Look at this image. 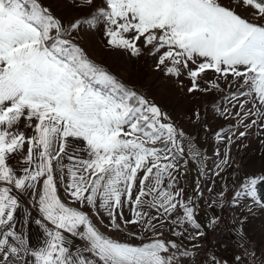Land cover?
Instances as JSON below:
<instances>
[{
    "label": "snow or ice",
    "instance_id": "obj_1",
    "mask_svg": "<svg viewBox=\"0 0 264 264\" xmlns=\"http://www.w3.org/2000/svg\"><path fill=\"white\" fill-rule=\"evenodd\" d=\"M73 2L90 6L93 0ZM241 3L254 9L255 22L237 13L235 6ZM99 20L104 21L110 48L138 56L142 40L144 46H151L152 54L159 53L157 67L164 65L167 73L175 75L181 68L186 70L192 82L189 92L201 90L199 78L207 70L242 81L239 88L246 90L239 95L248 98L244 103L250 99L254 106L260 105L256 113L250 109L245 115L264 117V0H232V6L221 0H104V6L88 18L67 25L40 0H0V182L23 190L35 188L43 178L38 197L43 220L35 223L44 229L47 239L31 253L35 264H179L177 253L184 257L196 253L180 251L181 245L171 240L157 238L134 245L113 239L86 212L69 206L57 194V184L65 180L60 160L67 155L68 138H82L88 158L68 155L74 163L67 168L64 191L72 203L96 208L99 200L109 227L116 231H123L122 225L143 223L155 231L152 221L156 217L145 221L148 214L138 210L144 205L162 209L165 217L180 208L182 215L177 213L172 223L182 230L173 234L183 235L186 225H191L196 231L189 235L190 240L204 235L191 200L185 203L182 199L183 189L173 191V183L164 186L165 175L172 177L169 170L175 165L163 161L169 160L174 149L183 151L177 139L182 133L162 122L164 114L157 106L126 88L68 38L83 24L95 27ZM212 87L219 85L213 82ZM232 98L238 100L235 93ZM22 118L29 126L33 118L37 121L33 136L16 130ZM157 142L163 146L156 147ZM25 145L27 166L18 176L8 161ZM262 184L264 173L251 174L235 197L251 198V205L245 207L264 208V196L258 192ZM11 191V187H0V226L8 228L0 232V264H11V256L27 251L10 224L18 207ZM146 196L151 199L145 200ZM125 203L132 205L131 219L124 218ZM45 221L54 227L49 228ZM61 230L85 240L83 251L97 259L80 250L73 253ZM10 237L19 246L11 244ZM209 264L219 262L212 258Z\"/></svg>",
    "mask_w": 264,
    "mask_h": 264
},
{
    "label": "rangeland",
    "instance_id": "obj_2",
    "mask_svg": "<svg viewBox=\"0 0 264 264\" xmlns=\"http://www.w3.org/2000/svg\"><path fill=\"white\" fill-rule=\"evenodd\" d=\"M40 2L43 6L48 7L54 15L61 18L65 25L77 18H88L96 8L104 6V0H93L90 6H80L73 0H40ZM221 3L232 6V0H221ZM235 10L242 17L255 22L256 18L253 15L252 7H245L241 3L235 6ZM103 24V20H99L95 27L83 24L68 38L83 48L93 62L104 67L126 88L136 92L137 95H142L151 104L157 106L164 114L162 122L171 123L178 133H182V135H178L177 139L183 151L174 149L169 160L163 162L173 163L178 170L173 169L176 178H178L175 187L183 189L182 199L185 203L189 199L191 200L190 195L194 198L197 206L195 217L199 216L207 225V220H211L213 217L207 218L202 210L210 206L220 210L226 206L230 209V231L231 229L240 231L238 227L245 231V226L238 223V214L240 216L245 213L243 217L247 218L246 225L250 224L252 218L264 214V208L259 206L245 207L246 204L251 205V198L235 197L237 190H242L241 185L247 176L264 173V154L261 151L264 144V117L256 114L245 115L250 109L252 113H256V109L260 107L258 102L255 106L250 99L244 103L248 98L239 95L240 92L246 90L239 88V83L242 81L235 80L231 75L225 79L213 70H207L199 78L201 90L189 92L188 89L192 82L186 70L181 68L180 74L175 75L167 73L164 65L157 67L159 53L152 54L151 46H144L142 40L139 42L141 53L138 56H133L130 52L121 49L110 48L107 44L108 37L105 35ZM166 65L170 66V62H166ZM189 67H194V65L190 64ZM213 82L217 83L219 87H212ZM234 93L238 100L232 98ZM241 104L244 106L241 107ZM261 111H264V108H261ZM253 120L256 121L255 124H252ZM36 123L37 121L33 118L31 126H29V122L22 118L16 126V130L23 132L26 137L33 136ZM241 132H245L246 135L240 136ZM155 146L162 147L163 143L157 142ZM86 149V141H83L82 138H68L67 155H62L60 160L64 166L65 180L63 183L57 184V194L63 202L86 212L96 227L104 234L134 245L154 240L157 235V227L164 221L170 222V225L174 226L172 221L176 219L177 213L165 217L161 215L162 209L158 211L156 208H151V214L153 213L156 220L161 219L160 221H162L155 223V231L150 229L146 236L141 235L139 232L141 224L127 227L122 225L123 231H116L109 227V218L106 212L99 208V200H97L96 208H92L86 203L83 205L78 202L72 203L64 191V184L68 180L67 168L74 163L73 160L68 159V155H72L76 159H87ZM26 152L27 145L8 161L9 166L16 171L18 176L24 174L22 169L27 166L24 163ZM193 153H198V155H193ZM139 175L142 176L143 173L141 172ZM170 178L165 175L164 181L165 179L170 180ZM42 179L36 183L35 188L26 187L23 190L16 189L14 185H7L6 182H0V187H11L10 194L18 200V207L10 224L17 235L23 239L24 247L27 248V251H22L19 257L11 256V264H35V257L31 253L43 247L47 239L44 229L35 223L37 219L43 220L38 208V197L42 193L43 187ZM165 184L164 182V186ZM137 191L138 182L133 189V196ZM122 199L126 200V197H122ZM144 199L150 200L151 197L146 196ZM234 199H238L239 203H235ZM131 207L132 205L128 203L124 204L125 219L132 218ZM147 208L150 207L144 205L138 210L146 212ZM178 210L182 215V209L178 208ZM45 223L49 228L54 227L50 222L45 221ZM186 226L193 229L191 225ZM174 229L178 231L175 226ZM7 230V227L0 226V232ZM79 230L83 231V227L81 226ZM61 231L70 241L67 246L73 253L80 250L84 256L97 259L94 254L83 251L87 242L80 236H73L64 230ZM237 241L240 242L239 239ZM9 242L17 246L20 244L12 237L9 238ZM218 262L227 264L225 260Z\"/></svg>",
    "mask_w": 264,
    "mask_h": 264
},
{
    "label": "built area",
    "instance_id": "obj_3",
    "mask_svg": "<svg viewBox=\"0 0 264 264\" xmlns=\"http://www.w3.org/2000/svg\"><path fill=\"white\" fill-rule=\"evenodd\" d=\"M212 220H215V224L209 222L204 227V235L199 237L195 247L180 244V251L187 249L196 254L194 256L184 257L177 253L179 264H204L211 261L212 258H215L217 261H224L226 258L222 250L230 251L236 258L239 257L240 259L237 260V264H254L257 262V259L240 242L232 237L229 229L231 223L229 207L225 206L219 210L218 214ZM158 238L173 241L169 226L164 225L160 227Z\"/></svg>",
    "mask_w": 264,
    "mask_h": 264
},
{
    "label": "crops",
    "instance_id": "obj_4",
    "mask_svg": "<svg viewBox=\"0 0 264 264\" xmlns=\"http://www.w3.org/2000/svg\"><path fill=\"white\" fill-rule=\"evenodd\" d=\"M173 169L178 171L176 169V167L172 168V170H171L172 177L170 178V180L165 179L164 182L166 183L165 187L167 186V184L173 183L174 184L173 191H175V190H177L175 185L177 183L178 178H176V175H175ZM144 198H146V197H144ZM190 198H191V206H193L191 195H190ZM150 209L151 208H147L146 213L148 214V216L145 217V221L151 217H154L152 215L153 213L151 214ZM202 212L204 213V215L207 218H210V217L214 218L218 214L219 209L215 208L214 206H210V207H206L204 210H202ZM177 213H179V210L177 211ZM195 214H196V209H195ZM243 215L245 216V213H243ZM243 215L239 216V214H238V220H239L238 223H239V225L245 226V228H244L245 231L239 229V227H238V230H240V231H235V230L231 229L230 233L235 240L239 239L241 245L245 249H247L253 257H255L257 259V262L254 264H264V214L260 215V217L252 218L251 219L252 221L249 222L250 224H247V225H246V219L247 218H244ZM202 217L204 218V216H202ZM160 220L161 219H158V221H160ZM196 220L198 223L201 224L200 231L203 232L206 224L203 222V220L200 219L199 216L196 217ZM207 221L209 223L211 220H207ZM152 222H153V224H155L157 222V220L155 219ZM164 225L169 226L170 231L172 233V240L175 241L176 243L183 245V246H194L199 239V237L195 240H190L188 238L190 234H195L196 230H194V228L193 229L187 228V231L184 232L183 235H174L173 234L175 231L174 226L172 227V225H170V222H167V221L166 222L164 221V223L160 224L157 227V235H158L160 227L164 226ZM148 230H150V229L147 227L146 223L141 224V228L139 231L141 235L146 236ZM181 230L182 229H178V231H181ZM157 235H156L155 239L158 238ZM222 252L226 258L225 261L227 262V264H237V258L234 254H232L230 251H227V250H222Z\"/></svg>",
    "mask_w": 264,
    "mask_h": 264
},
{
    "label": "trees",
    "instance_id": "obj_5",
    "mask_svg": "<svg viewBox=\"0 0 264 264\" xmlns=\"http://www.w3.org/2000/svg\"><path fill=\"white\" fill-rule=\"evenodd\" d=\"M262 153L264 154V144L262 146ZM258 192L259 194H261L262 196H264V184H262L259 188H258ZM192 203H193V206L194 208L196 209V201L194 200V198H192Z\"/></svg>",
    "mask_w": 264,
    "mask_h": 264
}]
</instances>
